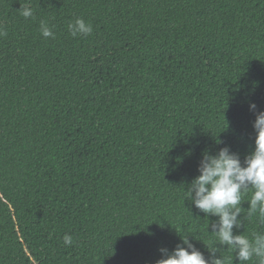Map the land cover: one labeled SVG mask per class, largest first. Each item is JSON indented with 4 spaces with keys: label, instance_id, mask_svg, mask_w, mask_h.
Segmentation results:
<instances>
[{
    "label": "trees",
    "instance_id": "trees-1",
    "mask_svg": "<svg viewBox=\"0 0 264 264\" xmlns=\"http://www.w3.org/2000/svg\"><path fill=\"white\" fill-rule=\"evenodd\" d=\"M0 29V264H157L180 236L240 264L186 190L205 149L255 150L264 0H0Z\"/></svg>",
    "mask_w": 264,
    "mask_h": 264
},
{
    "label": "clouds",
    "instance_id": "clouds-1",
    "mask_svg": "<svg viewBox=\"0 0 264 264\" xmlns=\"http://www.w3.org/2000/svg\"><path fill=\"white\" fill-rule=\"evenodd\" d=\"M19 12L25 19L34 15L28 4H22ZM68 31L73 37H87L93 28L83 19H77L68 25ZM5 34L0 29V36ZM41 35L55 38L51 28L44 22H41ZM249 110L256 116L253 124L256 131L255 150L242 161L230 146L221 147L215 155L205 149L198 167L199 175L188 185L186 192L194 207L205 214V219L209 216L218 217L208 226V232L210 228L212 230L209 234L218 237L217 245L234 250L235 259L240 264H249L253 258L257 259L258 264H264V233H255L251 239L245 234L234 233V229L238 231L245 226V219L254 215L264 224V111H259L255 103H250ZM249 192V208L245 210L241 201ZM242 211L247 212L243 220L239 218ZM63 240L66 246H72L73 238L70 235H65ZM180 240L181 243L171 252L167 248L160 249L162 258L157 264H226L217 246L215 250L207 247L209 256L206 258L188 237L180 236Z\"/></svg>",
    "mask_w": 264,
    "mask_h": 264
}]
</instances>
